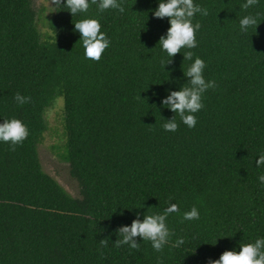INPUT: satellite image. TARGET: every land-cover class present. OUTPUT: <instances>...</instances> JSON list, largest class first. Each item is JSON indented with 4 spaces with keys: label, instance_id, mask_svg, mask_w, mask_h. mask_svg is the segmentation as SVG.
<instances>
[{
    "label": "trees",
    "instance_id": "obj_1",
    "mask_svg": "<svg viewBox=\"0 0 264 264\" xmlns=\"http://www.w3.org/2000/svg\"><path fill=\"white\" fill-rule=\"evenodd\" d=\"M120 2L123 13H101L90 0L74 16L55 6L44 34L34 0H0V123L17 118L29 129L15 151L0 141V264H208L264 238V166L256 165L264 153V0L247 10L246 0H193L208 10L192 21L201 24L197 47L182 48L165 68L170 57L158 42L170 22L154 16L160 0ZM245 15L259 24L243 33ZM84 18L98 19L111 41L99 62L85 58L74 31ZM197 56L217 87L203 94L194 128L177 114L178 130L165 131L175 113L162 100L187 82L183 71ZM16 92L31 101L18 104ZM58 96L62 157L80 196L44 170L38 151ZM169 196L179 212L167 218L175 234L162 253L140 237L139 250L115 247L119 227L138 213H162ZM194 205L199 219L181 222Z\"/></svg>",
    "mask_w": 264,
    "mask_h": 264
},
{
    "label": "clouds",
    "instance_id": "obj_2",
    "mask_svg": "<svg viewBox=\"0 0 264 264\" xmlns=\"http://www.w3.org/2000/svg\"><path fill=\"white\" fill-rule=\"evenodd\" d=\"M52 5H64L72 14L87 13L91 5H96L99 12L108 9H117L120 13L125 11L120 0H66L62 4L61 0H50ZM259 0H246L240 7L244 10L257 5ZM200 13L203 16L208 15L207 8H203L198 4H194L193 0H160L158 8L154 10L156 18H169L170 27L167 34L162 35L159 39V45L166 51L167 61H162L165 68L166 64L172 63V57L181 52L182 48L193 49L197 47L198 41L196 33L201 28V24L197 21L193 24L195 14ZM259 13H257V16ZM241 32L246 33L249 27L258 26V21L253 15H245L240 19ZM74 31L81 34L80 40L84 47L85 58L99 62L104 51L110 46V39L105 32L101 31V23L96 18H84L77 21ZM194 53L192 51L183 52L184 60H193ZM206 67L205 61L196 57L184 72V76L188 78L178 91H170L163 100L162 104L171 109L175 115L171 119H166V123L162 125L165 131L176 132L178 123L176 115L178 114L181 121L189 128H194L197 123L195 113L199 112L204 104L202 102L203 94L210 88L215 89L217 84L215 80H206L203 72ZM141 97V96H140ZM15 101L23 105L31 101V97H26L16 92ZM29 135V129L20 119H4L0 123V141L10 143L11 151H15L18 145H22ZM258 167L264 166V153L259 155L256 160ZM259 181L264 184V175L258 177ZM172 196L168 198V207L162 213L144 214L143 220L134 219L130 226L124 225L116 231L121 238L114 242L115 247L129 245L131 249L139 250L140 244L136 237L142 238L144 241H150L152 248L156 252H163L164 246L169 242V238L175 233L167 226V218L174 212H179L178 204L171 203ZM200 213L194 205L190 211L183 213L182 221L198 220ZM101 245L107 247L108 240L101 239ZM184 243L182 237L178 238L174 247H179ZM158 264L163 261L158 258ZM208 264H264V238H258L254 242L240 243V251L226 250L217 260H210Z\"/></svg>",
    "mask_w": 264,
    "mask_h": 264
},
{
    "label": "rangeland",
    "instance_id": "obj_3",
    "mask_svg": "<svg viewBox=\"0 0 264 264\" xmlns=\"http://www.w3.org/2000/svg\"><path fill=\"white\" fill-rule=\"evenodd\" d=\"M34 2L35 7L43 11L39 27L44 34L48 33L50 31L47 22L53 14L55 5H52L50 0H34ZM64 104V98L58 96L53 105L47 108L45 118L48 130L38 146V151L44 170L54 176L72 195L80 196L79 184L70 173V164L62 157L67 141Z\"/></svg>",
    "mask_w": 264,
    "mask_h": 264
}]
</instances>
